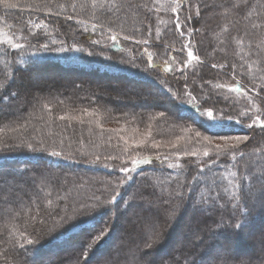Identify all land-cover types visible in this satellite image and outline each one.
Returning <instances> with one entry per match:
<instances>
[{
    "label": "trees",
    "instance_id": "trees-1",
    "mask_svg": "<svg viewBox=\"0 0 264 264\" xmlns=\"http://www.w3.org/2000/svg\"><path fill=\"white\" fill-rule=\"evenodd\" d=\"M162 1L175 4V12L179 7L180 13L183 7L181 0ZM223 1L220 13L213 11L205 16L207 28L204 34H211L209 41L207 37L197 35L195 43L192 29L193 23L198 24L204 15L194 13V22L184 18L181 24L185 30L177 28L176 16L170 21L168 31L164 32L163 41L167 43L166 46L157 51L145 45V39L141 36V30L150 25V18L143 20L144 23L140 21L141 25L138 20L136 24H124L116 19L121 15L120 4L129 7L128 11L136 10L138 13L140 6H135V3L146 4L151 0H0L3 16L0 17V28L9 35H16L23 27L33 32L29 40L20 39L15 46L0 44V55L8 61L7 69L2 68L0 63V264H34L32 258L52 254L53 251L57 252L58 257L51 264H88L97 255L109 252L114 243L112 222L109 223L110 217L105 219V216L109 215L111 209H116L117 214L122 215V208L139 206L142 202L134 201L133 198L140 195L148 201L153 199L161 203L159 208H163L165 216H157L155 223L149 225L145 236L141 235L136 244L125 239L126 246L109 254L108 261L115 253L120 256L125 254L119 264H160L155 262V257L145 258L146 253H162L168 245L167 233L162 239V231L158 230L159 238L153 239L159 222L164 224L169 219V225L174 227L182 221L183 213L191 210L195 216L193 219L202 223V219L198 221L197 217L202 215L203 206L207 203L213 210L212 217L215 220L211 217L204 219L210 222V225L206 227L203 224L201 228L203 231L200 236L206 242L205 247L196 253V257H190L191 249L184 246L182 251L176 253V258L170 256L166 264H203L208 260L212 261L211 264H244L235 256L220 259L213 255L217 251L224 253L231 250L235 254L241 250L252 251V248L248 249L247 239L242 233L245 228L261 227L264 222V176L243 174L245 169L250 168V163L242 160L245 151L232 161L215 162L214 159L205 158L202 162H195V166L182 165L183 159L176 155L144 154L132 159L118 142L121 140L118 134L99 127V122L105 124L121 120L131 127L144 126L149 122L152 128L169 133L179 124L180 119L152 108L136 109L134 100L143 102L146 99H142V96L138 100L124 94V102L117 104L111 100V95L91 82L78 83L71 80L63 87L43 85L41 89L26 94L23 92L22 108L17 112L1 110L9 107L4 103L5 99L10 101L15 98L9 96L10 92H16L11 89L14 78H19L21 84L17 90H20L29 74H36L49 67L65 75L80 74L94 79H126L151 84L166 99L151 92V100L144 101V105L148 106L147 103L151 101L164 107L167 100L175 102L177 116L194 118L209 134L236 133L250 129L263 131L260 125L264 123V102L259 99L258 91L255 92L258 90L257 85L253 84L256 79L264 86V0ZM109 9L115 15H111ZM204 9L200 11L204 13ZM63 22L71 26L64 27ZM73 26L79 27L86 35H100L115 48L88 43L84 38L87 43L81 42L83 40L80 38L70 42L71 35L75 33ZM188 26L190 29L186 30ZM206 43L216 44L217 49L221 45L216 56L212 50V58L218 57L219 61L224 58L225 63H228L224 65L231 66V71L226 67V71L217 73V78L208 80L210 90L205 89L207 94L211 99H215L214 93L225 95L224 99L236 108L245 99V107L240 110H245V119L251 115L247 122L241 121L240 116H237L239 113L236 114L234 109L231 111L224 108V114L234 115L224 120L218 118L216 112L221 110L220 106L219 109L209 107L204 99L194 95L193 82L198 78L209 77L218 70L217 67L207 65L210 59L205 58L208 54L204 47ZM234 43L238 45L235 53L232 51ZM228 44L231 51L223 56L221 52ZM130 48L137 52L138 58L123 56L125 52L121 51L129 49L130 52ZM189 51L193 53V58L188 57ZM235 54L239 56V65L231 63L235 58L238 62ZM139 57L146 66L142 65L143 68L138 69L134 63ZM148 72H154L159 78L150 79ZM229 77L235 79L227 82ZM178 82H182L181 86ZM174 91L176 98L172 94ZM147 93L149 91L145 96ZM35 96H39V99L36 100ZM177 97L179 100H176ZM182 97L184 102H180ZM213 102L211 100V105ZM91 108L99 114V119L87 116V110ZM209 110L213 111V119L217 123L207 122ZM257 117V123L248 127ZM263 141L264 138L258 136L255 143L261 145ZM249 148L259 150L258 145L257 148ZM102 159L113 161V168L116 169L114 176H110L111 170L104 172L89 163H97ZM132 161L133 166L130 163ZM123 162L124 165L128 164L125 165L127 167L120 165ZM35 165L39 167L35 168ZM50 166H55L56 170L52 171ZM80 167H84L88 173L67 171ZM177 168H185L186 172L180 174L178 171L177 174ZM122 169L126 172H122ZM150 170L172 175L168 176L169 185L157 187L158 193L154 191L156 188L153 185L149 189H133L138 178L141 179L144 173L145 178ZM178 179L183 182L178 183ZM187 182L190 188L185 191L191 193L190 197L201 199L193 204V209H190L188 203L181 205V194L185 192L183 188L188 185ZM123 188L126 191L121 194ZM162 201H167L168 207L172 205L167 208ZM119 203H122L121 207ZM219 203L224 206L220 207ZM136 214H139L137 217L141 221L145 217L137 211ZM149 219L152 220L151 217ZM218 220L223 222L214 226ZM236 224L243 227L237 228ZM107 225L110 227L108 230ZM230 226L232 228L228 230ZM198 230L195 226L189 232L196 233ZM84 231L86 233L83 235ZM80 233L83 235L80 239H72ZM129 242L131 245L127 246ZM147 244L152 246L146 247ZM74 246L76 248L72 252L67 250ZM140 255L143 257L140 258ZM94 264L109 262L99 261ZM250 264H264V260Z\"/></svg>",
    "mask_w": 264,
    "mask_h": 264
},
{
    "label": "rangeland",
    "instance_id": "rangeland-1",
    "mask_svg": "<svg viewBox=\"0 0 264 264\" xmlns=\"http://www.w3.org/2000/svg\"><path fill=\"white\" fill-rule=\"evenodd\" d=\"M152 2L150 3H144L141 2V4L139 3H135V6H140V10L138 11V13H136V10H132L128 11L129 7L124 6L123 4H120V9H121V15L120 17H117V20H121L124 24H130L131 22L136 24V20H138L139 25H141L143 22V20L145 21V19L150 18L151 23L150 25H148V28H146L145 30H141V36L144 37V41H145V45H149L152 49L154 50H161L162 46L164 48V46H166L167 43H165L164 40V32L168 31V26L169 23L172 19L177 18L176 16H178V23L181 27V30H185V28L182 26V22L184 21V18L188 21V22H194L192 20L194 13H198L200 14V16H203L204 19L202 18V20L198 23V24H194L192 25V29L194 30V39H195V43L197 41V37H201V38H205L207 37L208 41L210 39L209 34H204V30L207 28V23L205 22V16L210 15L212 13H214L213 11H216L217 13H220L222 8L221 5L224 4L223 0H215V2H211V0H181L183 2V7L181 8V11L179 13V7L177 8V11H173V9H175V4L170 5L167 2H164L162 0H151ZM206 1V2H205ZM133 7V6H131ZM205 9L203 10L204 13H202L200 10H202V8ZM207 8V10H206ZM109 13H112L115 15L114 11H111L110 9L108 10ZM215 12V13H216ZM116 13H120V12H116ZM140 13V15H139ZM145 15L144 16H142ZM117 15V14H116ZM247 15V14H246ZM119 16V15H118ZM0 17L2 16V13L0 12ZM65 20V19H64ZM140 21H142V23H140ZM65 22V21H64ZM63 22L64 27H70L71 25H67ZM0 25H2V20H0ZM75 29V33L74 35H71V38L69 40H71L70 42H73L75 40V38H80L81 42H85V43H92V44H96L102 47H110V48H115L113 46V44H109L107 43V41L102 38L100 35H86L85 33L82 32V30L79 27L73 26ZM183 28V29H182ZM138 30L140 28H137ZM190 27L188 26L186 28V30H189ZM34 31V30H33ZM213 32V30H212ZM33 32H29L28 30H24V27L21 28L19 30V32L16 35L13 34H8L6 30L0 28V44L2 43H6L7 45L10 46H15L16 43H18L20 41V39L24 40H29V38L32 36ZM8 34V35H7ZM198 35V36H197ZM74 37V38H72ZM82 37V38H81ZM37 37H35L36 39ZM87 41H85L84 39ZM220 42V40H219ZM209 44V45H208ZM206 43L204 45L205 50H208V54H206V60L207 58L210 59L207 62V65H215V67L218 68V70L216 69V72H213L212 75H210L209 77L206 78H201V79H196L193 83L195 88L194 89V95H196L197 97H200L201 99H204V102L206 105H208L209 107H213L214 109H219L218 106H220V111L216 112V114L219 116H217L218 118L224 120L227 119L228 117L234 115V114H224L222 111L224 108L226 109H231V111L234 109L236 111V114H238L237 116H240L241 121H246L251 117V115H249V117L247 116L245 119V110L242 111L240 110V108H244L245 107V99L243 100V103L241 106L239 107H232L225 99L224 96L221 94H213V97L215 99H211L209 97V95L207 94L208 92H206L205 89L210 90V87H208L207 82L210 79H215L217 78V73L219 72H223L226 71L227 68H229L228 70L231 71V66L227 67L224 64H228L225 63L224 58L222 60L219 61L218 57H213L212 58V50L215 53L214 55H217V52L219 51L220 47H222L221 45L217 46V48H215L216 44L214 45L211 43ZM225 46V45H224ZM232 51L235 53L236 48L238 47L237 44H233L232 45ZM131 51L129 52L128 50L125 51H121L124 57L130 56L132 58L137 57V52L133 50V48H130ZM231 50H229V44L227 46H225V50L223 52H221L223 54V56L228 55V53ZM131 53V54H130ZM220 53V52H219ZM127 55V56H125ZM132 55V56H131ZM2 55H0V63L2 65V68H6L7 69V65H8V61L5 60V58L1 57ZM236 56V54H235ZM238 57V62L237 59L235 58L234 62L231 63H235L238 64L240 63V59L239 56ZM140 59L134 63L135 67L139 68H143V66H146L144 61L141 59V57H139ZM228 60L230 61V59L228 58ZM243 62V61H242ZM141 65V66H140ZM206 65V66H207ZM28 66V65H27ZM227 67V68H226ZM213 68V67H212ZM239 70V69H238ZM156 72V71H154ZM154 72H148V75L150 77V79H154V78H159ZM28 75V74H27ZM65 74H60L59 71L54 70L52 68L46 67L43 68V71H39L36 72V74L32 73L28 75V79L27 81L25 80L26 83H24L25 85H23L20 90H17L19 87L20 81L19 78H14V83H13V87H11V89L14 91L16 90L15 94H13V92H10L11 95L9 96H15L14 99L8 101V100H4V103H7V105H9L8 109L5 110V108H1L2 111H5L7 113L10 112H17L20 108H22V98L24 97L23 92L26 94V92H29L31 90L34 89H41L40 86L43 85H57V87H63L65 85H67V83L69 81H75L78 83H86V82H91L93 83V85L97 86V87H101L103 89V91L109 95H111V100H113L115 103L117 104H122L123 98L122 95L124 94H128L129 96H133L135 99L141 97L142 99H146L144 101H147V99L151 100V92L155 93V94H159V90L154 89L153 86L151 84H142L140 82H136V81H130V80H126V79H122L121 81H117V80H112L109 79L107 80V78H98V79H94L92 77H88V76H82L80 74H73V75H65ZM219 78V77H218ZM230 78V77H229ZM7 80V78H5ZM234 78H230L228 79L227 82H231ZM179 83V82H178ZM182 83V82H181ZM181 83L180 86H181ZM189 85V83H187ZM253 85H257L258 90H256L255 87V92L258 91L259 96H260V100H262L264 102V86L259 84L258 80H254V84ZM108 88H110L109 90H107ZM252 88V87H251ZM58 89V88H57ZM61 89V88H60ZM43 91H45V89H42ZM140 90V91H139ZM147 95L145 96L146 92H148ZM154 91V92H153ZM193 91V90H192ZM33 93V92H32ZM123 93V94H121ZM1 94H3L1 92ZM174 95V97L176 98L177 94L172 93ZM160 97H162L161 99L165 100L166 98H164L161 94H159ZM183 96V95H181ZM223 96V97H222ZM205 97V98H204ZM36 100L39 99V96H35ZM107 98V97H106ZM178 98V97H177ZM258 99V101H260ZM176 100H179L176 99ZM211 100L213 102V104L211 105ZM136 103V109L139 110H151V108L153 110H159V111H163L166 113H169L171 115H173V117L180 119L179 124H177L174 129L169 132H160L158 130L154 128H152V124L147 122L144 126L140 125L138 127H131L129 125H127V123L125 122H121L120 121H116V122H111L109 121L108 123L106 122L105 124H101L100 122L97 124L99 125V127L104 128V129H108V130H113L115 131L118 136L121 138V140H119L118 142H120L123 147L125 148V151L128 153V155L130 157L135 158L138 157L140 155H144V154H149V155H158V154H164V155H176L177 157H181V159H183V164L182 165H186L188 164L189 166H195V162H202L203 159L205 158H211L214 159L215 162H219L222 160H226V161H232L235 158H238L240 154L243 153V151H245V155L242 157L243 161H248L250 163V168L245 169V173H243L244 175L246 173L247 176H251V175H263L264 176V141L260 144L255 143V141H257L258 136L261 137L262 139L264 138V130L263 131H255L253 129L250 130H243L240 132H236V133H216V134H209L207 133L202 126L198 123L197 120H195L194 118H188V117H181L180 115H176V111H175V102H166L164 107H160L159 104L157 103H153L150 101V103L148 106L144 105L143 102L134 100ZM180 102H184L183 101V97L181 98ZM4 107V106H3ZM239 110V111H238ZM88 112V117L89 118H93V119H99V114L94 110V108H91V110H87ZM104 111V113L107 112V110H102ZM238 112V113H237ZM227 121V120H226ZM244 125H247L245 123H242ZM199 133V135L197 134ZM235 136H247L248 140L245 142H242L237 148H228L226 151H218L217 149V145L220 146L221 149L224 148L225 145V138H230V137H235ZM228 143L229 144H234L235 141L228 139ZM257 145L259 146V150H249V147H254L257 148ZM248 150V151H247ZM207 152L208 155L205 156L204 153ZM248 153V154H247ZM250 153V154H249ZM244 154V153H243ZM242 154V155H243ZM175 160V159H174ZM200 160V161H198ZM105 159L100 160V162H89L91 164H95L98 168H101V171L108 170V171H112V174L110 176H114V171L116 170L114 167V165L112 164L113 161H106ZM76 162V161H75ZM125 162H123V164L120 165H124ZM131 166H133V161L130 162ZM125 165H128L127 163ZM124 165V166H125ZM199 166V164H197ZM39 167V165H35V168ZM127 167V166H125ZM124 167V168H125ZM52 171L56 170L55 166H50L49 167ZM69 172H77V173H81V174H87L88 171L85 170L84 167H80L77 169H71L68 170ZM122 172L126 170L122 169ZM180 172V174L185 173L186 169L184 168L183 170H181V168H177V170L175 171ZM147 178H143V176L145 175V173L142 175V178L139 179L135 182L136 185H134L133 189L137 190L139 188H146L149 189L152 185L153 187H155L156 189L154 191L157 192V187L162 186V184H166L169 185L170 182H168V176H172V175H164L156 170H150L147 171ZM173 174V173H170ZM179 174V173H177ZM175 176H180V175H175ZM114 178V177H113ZM111 177V179H113ZM180 178V177H179ZM209 179H211L209 177ZM145 180V181H144ZM211 181V180H209ZM257 182L261 183V180H256ZM179 182H183L181 179H178L177 181ZM188 185H186L183 189L184 191L188 188H190V184L189 182H187ZM262 184V183H261ZM192 186V185H191ZM120 187V186H119ZM179 187V184H178ZM193 187V186H192ZM162 188H164L162 186ZM169 188V187H168ZM119 190V189H118ZM177 191V190H176ZM158 193V192H157ZM165 195V193H163ZM191 194V193H190ZM189 192L187 193V191L182 192L181 194V205L188 203L190 206V209H193L192 207H194V203L200 201L201 199H196L195 197L193 198L192 196L190 197ZM159 195V194H157ZM202 195H204L202 193ZM127 197V195H125ZM249 196V195H248ZM141 197V198H139ZM148 197V196H147ZM189 198V200L187 199ZM203 198V197H202ZM152 199V198H149ZM161 199H163V197H161ZM134 201H141L142 203L139 206H129V207H125L122 208L123 214H122V218L119 221L121 224V227L119 228L118 232H111L113 235V239L114 243L111 246V250L109 252H107L106 254L99 256L97 255L94 259H91L90 262L88 264H94L96 262L99 261H107L112 262L113 260V264H119L123 257L125 256V254L123 255H115L112 254L111 256V260L108 261L109 259V254L116 252L118 249H121L123 246L125 247L126 244L124 245V240H132V244H136L139 241V237L145 236V232L147 231L149 225L151 223H155V219L157 216L161 217V216H165V211L162 209H160L159 205H162L161 203H157L154 201H148L147 198L142 197L141 195L138 196V198L135 196L133 198ZM189 201V202H188ZM192 201V202H191ZM163 202V201H162ZM165 205L168 203L163 202ZM176 204V203H175ZM172 204L169 205V207ZM176 205H179L176 204ZM220 207H223L224 204L223 203H219ZM119 207L122 206V203H119L118 205ZM165 207L169 208L168 205H166ZM179 210V209H178ZM137 213H141L142 215H144L145 217L142 218V221L139 219V217H137L138 215ZM186 212V211H185ZM183 213V218L180 224V221L178 223L175 224L174 227H171L169 224V219H166L164 224H158L157 228L156 226H154L156 228V232L153 233V239H156L155 234L159 233L162 231V239H164L165 234L167 233V247L164 249V251L158 255L152 254V253H146V257L145 258H151V257H155V262L156 263H164L166 264L169 261V257H175L176 258V253L182 251L183 247L186 246L188 250H190V257H196L198 254H196L198 251H200L202 248L205 247L206 242L205 240H201V236L200 234L202 233V227L203 224L206 225V227L208 226V219L206 221H204L205 218H209L211 217L212 219L215 220L214 217V213L213 210L209 208V206L207 205V203H205V205L203 206V211H202V215L199 214L198 215V221L199 219H202V223L196 222L195 216L191 213V210L186 213ZM134 213L136 215H134ZM117 214V210L116 209H111L109 212L108 216H105V219L110 217L109 219V223L112 222L111 220L116 217ZM176 215V214H175ZM197 215V214H195ZM213 215V217H212ZM151 217L152 220H150L149 218ZM174 217V215H173ZM172 219V218H171ZM105 221V220H104ZM152 221V222H150ZM160 221V220H159ZM147 222V223H146ZM223 222L222 220H218L216 221L214 226H218V223ZM227 222V221H226ZM183 224V225H182ZM155 225V224H154ZM187 225H189L187 227ZM210 225V224H209ZM262 225V226H261ZM260 226L261 227H256L254 229H250V228H245V231L242 233L243 237L245 236V239H247V245L249 246V250L252 248L253 250L251 251H239L238 253H233L231 250L230 251H226V252H215L213 257L216 255V257L220 258V259H224L226 257L229 256H235L236 258H238L239 260H241L244 264H250V263H258L261 262L262 260H264V222H262ZM197 227L199 228L198 231H196V233H192L191 231L189 232V229H191L192 227ZM229 226V225H228ZM171 227V228H170ZM213 227V226H212ZM110 227H108L107 225V229L108 230ZM188 228V230H187ZM230 228H232V226L228 227V230H230ZM260 229L259 232L256 233V230ZM159 230V232H158ZM215 230V227H214ZM213 230V231H214ZM91 232V231H90ZM88 232V234L90 233ZM108 232V231H107ZM109 235V233H107ZM247 234V235H245ZM231 238V237H229ZM99 239H104V238H99ZM170 239V240H168ZM131 243H127L128 245H131ZM193 247H195V249H193ZM75 246L71 247L69 249H67L68 251H73L75 250ZM128 248V247H127ZM231 248V245H230ZM126 249V248H123ZM155 249V248H154ZM182 249V250H181ZM124 251V250H123ZM122 251V252H123ZM148 252V251H147ZM125 253V252H123ZM53 254V255H52ZM52 254H48V255H44L41 257H36V258H32V261L34 264H38V263H46V264H51L53 262H55L57 260V252L53 251ZM263 254V255H262ZM140 258H142L143 256H139ZM136 263V262H135ZM212 261L208 260L203 264H211ZM9 264V263H8Z\"/></svg>",
    "mask_w": 264,
    "mask_h": 264
},
{
    "label": "snow or ice",
    "instance_id": "snow-or-ice-1",
    "mask_svg": "<svg viewBox=\"0 0 264 264\" xmlns=\"http://www.w3.org/2000/svg\"><path fill=\"white\" fill-rule=\"evenodd\" d=\"M173 11H175V9H173ZM176 26H177V28H179L180 27L179 23H177ZM112 39L115 40L116 38L115 37H112ZM188 57L189 58H193V53L191 51L188 52ZM213 67H215V65H213ZM201 114H203V110H202ZM213 116H214L213 111H211V110L207 111V122L209 124H215V123H217V121L213 119ZM61 119H64V117H61ZM258 120H259V117H257L255 120H253L252 123L248 124V127H253L257 123ZM260 126L262 128H264V123H261ZM197 134L199 135V133H197ZM228 139L234 140L235 143L234 144H229L228 143ZM247 140H248V137L247 136H235V137L225 138L224 148L221 149L220 146L217 145V149H218V151H226L228 148H237L242 142H245ZM53 155H59V153H53ZM204 155L207 156L208 153L205 152ZM235 227L242 228L243 226L240 225V224H236ZM155 236H156L157 239L159 238L158 233L155 234ZM29 243H31V241H29ZM151 246H152L151 244H147L146 245V247H151Z\"/></svg>",
    "mask_w": 264,
    "mask_h": 264
},
{
    "label": "bare ground",
    "instance_id": "bare-ground-1",
    "mask_svg": "<svg viewBox=\"0 0 264 264\" xmlns=\"http://www.w3.org/2000/svg\"><path fill=\"white\" fill-rule=\"evenodd\" d=\"M124 191H126V188L124 189H122L121 190V194H124ZM122 215H117L116 217H114L111 221H112V226H111V228L113 229V231L115 232L116 231V233L118 232V230H119V228L121 227V224H120V220H121V217ZM181 222L182 221H180V224L179 225H181ZM183 224H184V222H183ZM182 224V225H183ZM189 225H187V227H188ZM187 230H188V228H187ZM260 231V229H258V230H256V233L257 232H259ZM86 233V231H84L83 232V235ZM82 233H80L79 235H76L74 238H72V239H80L82 236Z\"/></svg>",
    "mask_w": 264,
    "mask_h": 264
}]
</instances>
